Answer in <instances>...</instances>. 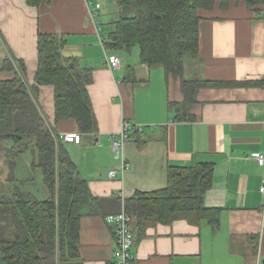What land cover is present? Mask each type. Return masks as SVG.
<instances>
[{"label": "crops", "instance_id": "0c3cea01", "mask_svg": "<svg viewBox=\"0 0 264 264\" xmlns=\"http://www.w3.org/2000/svg\"><path fill=\"white\" fill-rule=\"evenodd\" d=\"M92 1L102 6L95 20L87 0L43 1L39 7L26 0H0V68L7 59L22 61L25 81L32 88L38 36L52 34L66 37L65 58L92 71L87 90L95 132H81L74 120L56 123L53 87H41L33 95L59 149L63 145L91 194L114 202L104 215L81 218L83 264H116V237L105 218L128 213L126 201L138 194L167 189L170 168L202 163L213 167L205 206L216 214L140 226L128 213L135 235L133 264H264V166L255 158L264 154V0L252 5L247 0L221 5L218 0L212 10L200 12L199 54L185 58L183 78L225 85L201 87L187 109L183 79L142 63L139 47L127 52L105 46L112 30L103 23L113 21L116 1ZM111 55L121 58L120 70L109 69ZM11 76L0 73V79ZM125 124L130 141L117 155L113 137L121 135ZM70 134L80 135L81 142L60 139ZM33 158L28 151L21 156L31 175L20 179L26 188L31 183L34 188L38 178ZM123 159L128 169L110 178ZM42 180L45 186L43 172Z\"/></svg>", "mask_w": 264, "mask_h": 264}, {"label": "trees", "instance_id": "16d2710c", "mask_svg": "<svg viewBox=\"0 0 264 264\" xmlns=\"http://www.w3.org/2000/svg\"><path fill=\"white\" fill-rule=\"evenodd\" d=\"M43 1L51 0H26L32 7ZM115 1L117 12L105 46L127 52L138 46L142 63L162 67L167 77L183 79L184 109L194 102L201 87H224L220 82L203 84L183 78L185 58L199 54L200 12L212 10L218 0ZM220 1L224 5L226 0ZM255 1L261 0H247L251 5ZM66 45L64 36L39 34L38 69L32 88L25 81L22 61L7 59L0 68V73L12 74L0 79V152L9 154L4 147L8 142L14 143L10 154L15 149L18 156L31 152L33 168L43 172L49 191V197L41 199L26 191L24 182L10 178L9 182L19 185L0 197V264H83L79 252L81 218L101 215L114 204L91 194L63 145L59 149L33 98L41 87H53L56 123L74 120L81 132L96 131L87 90L93 82L92 71L65 58ZM169 172L167 189L126 201V210L140 226L146 222L171 224L180 217L202 220L216 214L205 206L213 181L210 164L173 167Z\"/></svg>", "mask_w": 264, "mask_h": 264}, {"label": "built area", "instance_id": "2783aa9c", "mask_svg": "<svg viewBox=\"0 0 264 264\" xmlns=\"http://www.w3.org/2000/svg\"><path fill=\"white\" fill-rule=\"evenodd\" d=\"M87 3L91 10V19L95 20V18L99 16V12L101 11L102 6L100 4H94L92 0H87ZM97 25L99 24L97 23ZM98 34L100 35L101 39L104 40V33L100 29L98 31ZM107 63L111 71H117L122 68V60L117 55L109 56L107 58ZM128 130V125L125 124L123 125L121 135L118 138L113 137V149L115 150L117 155H120L121 151L124 148V145L130 141V135ZM60 139L68 143L79 144L81 142V136L78 134L61 135ZM255 158L260 166H264V154H256ZM125 161L126 160L123 159L122 164L109 173L110 178H116L118 173L124 172L128 169V165ZM261 190L264 194V186ZM105 220L110 226H112L116 237L117 248L113 254L116 260V264H133V249L135 246V235L131 227L132 217L127 212L123 211L117 214L109 215L105 218Z\"/></svg>", "mask_w": 264, "mask_h": 264}, {"label": "rangeland", "instance_id": "374dc122", "mask_svg": "<svg viewBox=\"0 0 264 264\" xmlns=\"http://www.w3.org/2000/svg\"><path fill=\"white\" fill-rule=\"evenodd\" d=\"M111 7L114 8L112 4ZM110 21L111 18L105 23H103L105 28H107V31H109V27L110 30L113 29V26L110 24ZM136 48L137 50H139L138 46H136ZM4 147L10 154V150L14 147V143L8 142L4 145ZM16 152V149L12 151V154L10 155L7 152H0V197L11 193V189H13L16 184L19 185V181L21 182L20 179L31 176L30 173L27 171V168L25 170L26 164L25 162H23L24 159H21L22 155H15ZM35 171L38 175V178L35 177L36 181L34 183V188L31 187L32 183L30 185H27L28 188H26V183H24V186L30 192L37 194L41 199H46L49 197V191L46 186H43L44 184L42 182V172L38 168H36ZM11 177L18 178L19 181L11 183L9 182Z\"/></svg>", "mask_w": 264, "mask_h": 264}]
</instances>
